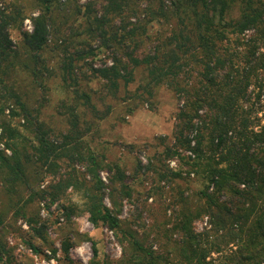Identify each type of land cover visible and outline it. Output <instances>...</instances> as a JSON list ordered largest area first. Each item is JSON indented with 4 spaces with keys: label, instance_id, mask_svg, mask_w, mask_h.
<instances>
[{
    "label": "trees",
    "instance_id": "16d2710c",
    "mask_svg": "<svg viewBox=\"0 0 264 264\" xmlns=\"http://www.w3.org/2000/svg\"><path fill=\"white\" fill-rule=\"evenodd\" d=\"M80 1L0 0V182L18 196L16 214L24 218L25 208L57 202L66 220L77 210L92 227L111 231L120 257H100L93 242L87 264H264V0ZM57 13L64 24L56 22ZM25 19L30 32L21 30ZM68 37L71 54L63 44ZM58 50L55 67L71 88L58 111L68 115L64 132L40 117L53 74L47 54ZM100 52L109 65L83 61ZM83 67L112 96L122 82L126 114L138 105L154 110L161 87L174 94L171 139L160 138L155 165L136 161L133 177L150 171L155 178L149 188L104 160L85 138L81 107H95L80 88ZM135 70L140 83L129 90ZM25 80L33 97L22 90ZM6 117L21 119L30 138ZM169 159H185L188 169L169 168ZM190 174L199 188H190ZM68 191L76 203L60 202ZM166 193L164 220L147 224L145 201ZM37 213L26 219V246L34 252V238L47 243ZM4 219L0 213L3 233ZM204 219L197 231L195 223ZM70 246L69 239L61 243L63 264H71ZM4 252L0 244V261Z\"/></svg>",
    "mask_w": 264,
    "mask_h": 264
},
{
    "label": "rangeland",
    "instance_id": "374dc122",
    "mask_svg": "<svg viewBox=\"0 0 264 264\" xmlns=\"http://www.w3.org/2000/svg\"><path fill=\"white\" fill-rule=\"evenodd\" d=\"M85 1L87 0H81L80 3ZM23 2L28 3L29 0H23ZM64 21L65 19L62 15L57 13L56 22L61 24ZM67 23L72 25L74 29L71 30L72 32L76 31V23L73 24L71 20H67ZM21 30L31 31L29 19L23 21ZM69 30L66 29V26L62 27V32L66 33L65 37H67ZM17 36L18 32L12 31V37L15 39ZM70 41L68 37L63 42L67 54L72 53ZM47 55L50 59L53 74L46 80L48 91L40 117L47 127L52 128L55 132H64L68 128V115L66 113L60 115L58 111L60 110V102L66 100L67 95L71 94V88L64 87L60 71L55 67V61L62 55L61 50ZM83 61L93 63L94 67L109 65V58L106 52L97 53L95 58L86 57ZM82 69V72L78 75L80 88L89 94L91 103L95 107V110L81 107L80 124L83 129H86L84 133L85 138L89 140L91 148L99 156L105 158L104 160L118 163L131 176V181L134 179L137 182L143 181L145 186L149 188L151 183L155 182V178L150 171L144 176L139 174L133 177L136 161L140 160L141 164L144 165L148 159H151L155 165L153 156L163 151V146H161L163 141H160V138L166 139L164 140L165 143L171 139L175 125L174 114L178 107L174 94L166 88L161 87L155 96L154 110H149L145 105H138V107L133 109L131 114H126V102L128 100L126 101L125 88L122 82H120L115 95L112 96L109 90L102 87L98 80L91 78L86 67ZM140 78L141 75L135 70L134 81L128 84L127 89L133 90L140 83ZM21 85L24 93L26 92L29 97H33L32 92L35 91H31L32 88L29 86L27 80L22 82ZM37 93L35 95H39ZM5 114H8L7 110ZM6 119L10 121L12 127L30 138V135L20 126L23 123L21 119L9 117H6ZM0 148H3L2 145H0ZM7 154H9L8 151ZM183 155L193 158L189 153H183ZM184 161L169 159L165 163L171 169L178 167L184 172L188 169ZM100 175L105 180L106 173L101 172ZM190 176V188H199L197 177L194 174H190ZM46 183L47 181L42 183L40 188L45 186ZM134 186L142 188L138 183H134ZM69 191L67 192L68 196L60 200L65 205H68L70 202L76 203L77 200L74 194H70L72 192ZM24 193L21 196H24ZM168 195L166 193L161 197L153 196L145 201L144 219L147 224L152 225L164 220L162 207L168 203ZM17 199L18 196L16 194L4 192V188L0 182V213L5 218L4 222L8 225L4 229V233L3 231L0 232V244L4 245V249L8 251L4 252L5 255L2 257L0 264H6V260H8L7 264H63L61 243L65 239H69L71 243L68 249V258L71 264H87L92 256L91 244L93 242L100 257L105 255L112 260L120 257L121 249L113 233L104 227H92L87 221L85 214H80L79 211L75 210L68 221L58 209L57 202L50 205L49 209H46L44 202H40L39 205L25 208V217L22 218L16 214V208L20 205H16ZM127 208V206L124 207L122 217L126 216ZM35 213L39 217V224L44 226L43 236L47 239L46 244L37 237L32 240V243L38 248L37 252L26 246V240L31 235L26 219L29 218V215L33 216ZM205 225L206 219L199 220L195 223V229L201 231ZM52 250L55 253H52ZM216 256V254L212 253L210 257L214 259Z\"/></svg>",
    "mask_w": 264,
    "mask_h": 264
}]
</instances>
